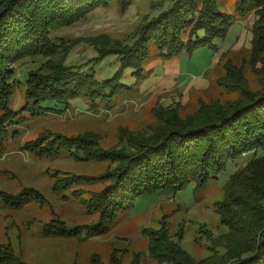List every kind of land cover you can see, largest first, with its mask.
Listing matches in <instances>:
<instances>
[{"label":"rangeland","instance_id":"rangeland-1","mask_svg":"<svg viewBox=\"0 0 264 264\" xmlns=\"http://www.w3.org/2000/svg\"><path fill=\"white\" fill-rule=\"evenodd\" d=\"M216 1L233 20L223 38L172 57L151 41L142 74L126 69L122 82L129 87L111 100L80 95L66 103L38 102L29 97L27 82L32 74L51 75L61 65L92 70L100 80L111 77L121 66L119 58H95L132 43L142 26L174 0H108L69 24L50 25L54 44L48 53L9 63L12 91L0 95V121L6 128L0 136V248L9 247L31 264H92L95 254L111 264L113 252L124 264H161L150 254L147 233L166 227L195 261L213 256L228 231L216 209L226 185L236 170L264 155L263 148L229 161L204 188L196 189L192 181L177 192L140 197L128 210H119L103 234L46 236L44 226L55 217L69 227L99 220L94 198L108 183L102 176L116 163L95 157L96 150L129 148L136 139L154 137L169 121L197 120L210 108L228 107L248 91L264 89V63L253 47L256 12L241 15L237 0ZM21 193L32 194L33 200L21 207L8 202Z\"/></svg>","mask_w":264,"mask_h":264},{"label":"trees","instance_id":"trees-1","mask_svg":"<svg viewBox=\"0 0 264 264\" xmlns=\"http://www.w3.org/2000/svg\"><path fill=\"white\" fill-rule=\"evenodd\" d=\"M107 1L0 0V95L8 97L12 91L8 82L12 72L8 65L13 59L46 54L52 49L50 25L69 24ZM236 10L241 15L256 12L253 47L257 60L264 63V0H237ZM232 22L231 16L219 9L216 0H174L168 9L142 26L132 43L124 44L122 49L102 52L95 58L98 61L108 55L119 58L121 66L111 77L100 80L92 70L61 65L51 75L32 74L27 82L29 97L38 102L63 103L80 95L94 101L111 100L110 97L129 87L122 82L126 69L132 68V73L138 76L142 74L151 41L165 55L177 56L199 44H209L214 38H223ZM200 31L204 32L203 36ZM205 112L201 119L169 121L154 137L136 139L129 148L96 150L95 157L111 158L116 163L102 176L108 183L94 198L99 220L87 226L69 227L55 217L45 224L44 235L71 237L79 236L82 231L88 236L103 234L111 227L118 211L128 210L140 197L177 192L192 181L196 189L204 188L226 169L229 161L264 149V89L248 91L246 97L228 107L215 106ZM1 123L0 136L6 132ZM80 177L77 178L91 179ZM225 190L226 196L216 209L228 231L219 237L220 242L216 241L219 248L214 247L212 257L195 261L166 227L148 230L150 254L161 264H264V155L254 156L248 165L236 170ZM33 191L41 198V192ZM21 194L8 202L21 207L33 200H29L32 194ZM91 261L104 264L97 254ZM0 264L31 263L3 246ZM111 264L124 263L113 252Z\"/></svg>","mask_w":264,"mask_h":264}]
</instances>
